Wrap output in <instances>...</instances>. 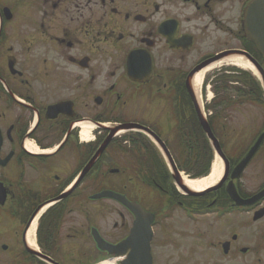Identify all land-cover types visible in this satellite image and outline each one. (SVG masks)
Here are the masks:
<instances>
[{"label":"flooded vegetation","instance_id":"af4514ba","mask_svg":"<svg viewBox=\"0 0 264 264\" xmlns=\"http://www.w3.org/2000/svg\"><path fill=\"white\" fill-rule=\"evenodd\" d=\"M252 1L0 0V241L13 242L17 263L264 264V138L235 174L264 119L252 136L221 142L227 175L198 196L179 188L156 143L180 175L194 174V76H239V57L264 69L243 32ZM207 86L213 125L240 91L214 90L212 101ZM105 191L123 202L95 199Z\"/></svg>","mask_w":264,"mask_h":264},{"label":"water","instance_id":"95a60500","mask_svg":"<svg viewBox=\"0 0 264 264\" xmlns=\"http://www.w3.org/2000/svg\"><path fill=\"white\" fill-rule=\"evenodd\" d=\"M243 31H244L246 37L256 44L258 51L264 57V0H253L248 5V7L245 10V14H244ZM250 63L253 66H255L256 70L260 73L261 78H262V82H263V87H264V70L262 69V67L260 65L254 63V62H251V61H250ZM198 115H199V120H200V124L202 126V129L204 130L206 136L208 137L215 153L217 154V156H219L222 159V161L225 164L224 165V177H225L227 175L228 166H227V160L225 159V157L223 155L221 145H220L219 141L217 140V138L215 137L209 123L201 115L200 111H198ZM121 129L133 130L132 128H121ZM112 137H113V134L110 136V138L105 142V144L98 151L97 158L103 153V151L105 150V148L109 144ZM263 137H264L263 135L260 137V139L258 140L256 145H254V147L248 153L247 157L239 164V166L235 170V174L241 173L243 171V169L247 166V164L251 161V159L253 158V156L257 152L258 148L260 147V144L262 142ZM164 152L166 153V156H167V158H168V160H169V162H170V164H171V166L175 172V179H176L178 185L184 191L189 192V190L186 189V187L182 185L181 180H180V174L176 171L174 164H173V161L170 158L168 152L165 150H164ZM231 194H232V197L234 198V200L238 201L240 203V205L250 206L252 203H254V200L243 202L240 199H238L237 196H235V193H231ZM261 195H264V193H262ZM1 196H2V200H1V198H0V200L2 201V203H4L5 191L2 189V185L0 184V197ZM259 197H261V196H259ZM104 198H112V199L123 202V198L121 196H119L113 192H109V191L98 194L95 199H104ZM129 207L134 210L138 219L139 220L141 219V224H145L143 221L144 220L143 218H145L147 216L142 211V209H136V207H134V205H132V204L129 205ZM97 241H98L99 245L102 247L103 242L99 239ZM5 249H6V247H5ZM43 259L50 264H55L48 258L43 257ZM135 259L138 261L137 264H151V257L149 255L136 257Z\"/></svg>","mask_w":264,"mask_h":264},{"label":"rangeland","instance_id":"374dc122","mask_svg":"<svg viewBox=\"0 0 264 264\" xmlns=\"http://www.w3.org/2000/svg\"><path fill=\"white\" fill-rule=\"evenodd\" d=\"M241 70L249 73V71L247 70H243V69ZM249 74H253V73L250 72ZM214 77L215 76H208V79H209L208 85L210 88V92H212L210 94L211 97L209 96V99L212 98V96L214 95V90L215 91L217 90L218 93L221 94V92L224 91L223 89L226 88L225 84L229 89V92L227 94L230 97L235 96L233 92V88H237V87H234L232 83L236 82L237 81L236 79L231 80L232 83H229V80L224 79V78L222 80L216 79L214 82H212ZM233 77L239 78L240 76H233ZM238 81L239 83H241L240 80ZM240 87H242V84L239 85V88ZM222 97L223 96H221V98ZM246 102H247L246 98L245 99L240 98L239 105L235 104L236 106H233V104L231 103L232 104L231 107H227L225 109L221 107L219 111L221 117L217 121V123L213 124V129L215 130L218 138L227 147L230 144V142H234L235 139L238 137L252 136L253 132L261 126V122L264 119V103L263 102H260V104H256V105L250 104L249 102L246 103ZM245 130H247L248 132H244ZM128 134L129 133L121 135V136H125ZM236 142H238V140ZM3 242L7 246H11L13 243V242L9 243L8 241L1 239L0 243L2 244ZM12 249H14V247L11 246V251H9L8 253H4L3 245L0 246V264H25L21 260H20V263H17V259H15L14 257H11L13 255L12 253L15 254L14 250Z\"/></svg>","mask_w":264,"mask_h":264},{"label":"bare ground","instance_id":"6f19581e","mask_svg":"<svg viewBox=\"0 0 264 264\" xmlns=\"http://www.w3.org/2000/svg\"><path fill=\"white\" fill-rule=\"evenodd\" d=\"M236 64L243 70H247L251 73H253L257 78H260L257 70L248 62L246 61L243 57L236 58ZM212 72V68H208L207 70H204L201 72L199 75L194 76L193 78V87L194 91L196 92V96L198 97L200 107H202V101H201V89L204 83V80L207 78V75ZM211 97V95H210ZM90 130L94 129V127H90ZM119 135L125 134L124 131H120L118 133ZM224 173V165L222 160L219 157L215 158L213 169L211 174L208 177H205L201 180H191L185 175H182V184L190 191L196 192V193H201L204 192L205 190L212 188L216 186L220 180L222 179ZM36 230V224H33L31 230L28 232L26 240L27 244L30 247H35V242H34V233ZM101 264H118V260H109L105 261Z\"/></svg>","mask_w":264,"mask_h":264},{"label":"trees","instance_id":"16d2710c","mask_svg":"<svg viewBox=\"0 0 264 264\" xmlns=\"http://www.w3.org/2000/svg\"><path fill=\"white\" fill-rule=\"evenodd\" d=\"M240 73V82L242 84V88H240V91L242 92V96L244 95V98L249 97V99H254V102L256 104L264 102L263 92L259 83L250 74L246 72ZM193 139H198L199 141V143L194 145V152L199 153L200 157L197 161H193V164L191 166V173L194 174L192 175V177L198 178L207 176L211 171V165L214 160V152L200 126L194 129ZM204 153H207V157L201 158V154ZM205 164L206 166H204Z\"/></svg>","mask_w":264,"mask_h":264}]
</instances>
